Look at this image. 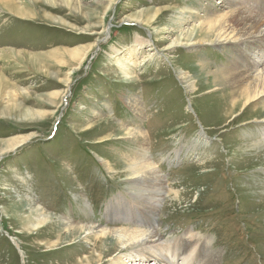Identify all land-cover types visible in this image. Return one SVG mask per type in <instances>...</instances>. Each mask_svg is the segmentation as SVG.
I'll list each match as a JSON object with an SVG mask.
<instances>
[{
  "label": "rangeland",
  "instance_id": "1",
  "mask_svg": "<svg viewBox=\"0 0 264 264\" xmlns=\"http://www.w3.org/2000/svg\"><path fill=\"white\" fill-rule=\"evenodd\" d=\"M230 1L0 0V149L12 144L0 155V264H74L97 243L68 248L56 229L29 223L27 203L119 236L139 230L116 216L136 194L125 164L140 148L120 138L137 127L171 185L156 216L163 240L193 231L212 239L220 264H264V123L245 124L261 114L209 92L229 71L232 46L181 45L206 13L240 6L264 17V0ZM261 49L252 47V61L264 63ZM195 62L208 74L190 93L179 72ZM119 250L92 264H133L132 249Z\"/></svg>",
  "mask_w": 264,
  "mask_h": 264
},
{
  "label": "bare ground",
  "instance_id": "2",
  "mask_svg": "<svg viewBox=\"0 0 264 264\" xmlns=\"http://www.w3.org/2000/svg\"><path fill=\"white\" fill-rule=\"evenodd\" d=\"M228 1L232 3V1ZM234 9V11L221 14L214 19H210L209 14L206 13L204 22L192 32H188L181 45L188 48L217 45L220 48L226 49L232 46L235 53L232 55L231 67H229V71L219 70L217 72L218 76L216 74L215 77L218 78V81L216 79L214 89L209 92L212 93L219 88L216 92L223 95L226 94L227 96L226 99H223V102H227L229 99L230 103L233 102L236 107L239 105V110L241 111L246 110L250 105L256 103L255 111H253L254 114H258L257 116L261 114V118L253 119L245 124L264 123V70H259V67L264 63L261 60H259V62H254L249 57L252 54L253 46L261 45L263 47L261 51L264 52V17L252 13L240 6H234ZM146 13L150 12L143 11L141 15H145ZM130 18L143 21L141 17ZM240 47H248L249 52L244 49L240 50ZM13 52L12 50V54H15ZM19 55L22 54L19 52ZM262 56L264 57V54ZM197 64L198 66L196 62L191 66L187 65V68H182L179 72L181 79L189 83L186 88L190 93L199 91L203 88L205 84V75L208 74L204 71L207 69L206 67L199 63ZM207 78L209 79L208 76ZM207 82L209 83L208 85H210L211 82ZM226 84L231 86L234 91V99L236 100L230 99L229 94L226 93ZM136 99L135 97L129 98L126 101L127 105H133ZM142 108V106L139 107L135 114V116L141 120L145 118L144 109ZM234 113L235 111L232 112L230 116L232 114L234 115ZM24 115L34 116L31 115V112H25ZM42 115L44 114L40 116ZM251 117H253V115ZM236 118H234L233 121L236 122ZM145 134L146 132L140 127H137L126 133L123 132L124 136L120 138V140L128 139L130 142L135 141L140 149L138 151L133 150L129 159H126L125 164L128 169L126 172L127 177L129 180L135 182L134 190L136 194H131L133 203L120 208L119 212L116 210V214H120L116 216H118L117 218L120 220L123 219L125 221L135 222L138 228H140L139 230H132L129 231L127 235L119 236L120 231L118 230L101 229L93 225L86 226L83 224L84 222L78 221L66 222L62 220L61 217L52 215L39 207L32 208L31 205L27 203L28 208H31V211L27 213V218L30 219L29 223L41 230L56 229L54 235L59 236L61 243L66 244L68 248L80 244V242H78L79 239L86 244H90L91 241L97 240V243L94 244V248L92 249V253H90L91 255L86 256V259L78 260V263L76 261L74 264H92L95 261L100 262L107 254H111L119 249V252L122 251V254L124 250L132 249L129 258L133 264H220L221 251L217 249L212 250V239L202 240L195 232L190 231L180 238H176V240L167 241L163 240L161 229L155 227L157 222L156 216L159 214V207L169 197L171 185L166 179L167 174L164 175L154 160L146 156L148 149L144 143L146 138ZM260 134L264 138V130ZM247 136L248 135H246L245 138ZM251 137L252 136L248 138V143L252 141ZM17 140L18 139L14 140V143ZM107 141L110 140H99L97 145L106 143ZM7 144L5 148L0 149V155L2 154L1 151L9 149L12 145L9 143ZM259 149L264 151V146L259 147ZM257 150L250 156L258 157L259 154ZM112 159H114V164L116 165V159L114 157H112ZM108 166H110V164L107 162L106 167ZM108 169L113 171V167H109ZM20 207L22 206L20 205ZM108 208L112 209V206ZM56 220H58V222ZM120 258L122 257L120 256L117 258L118 261H116L115 264H125L120 262Z\"/></svg>",
  "mask_w": 264,
  "mask_h": 264
}]
</instances>
